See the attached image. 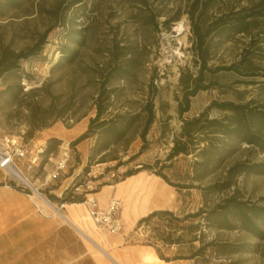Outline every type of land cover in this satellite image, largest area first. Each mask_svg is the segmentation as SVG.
<instances>
[{"label": "rangeland", "instance_id": "obj_1", "mask_svg": "<svg viewBox=\"0 0 264 264\" xmlns=\"http://www.w3.org/2000/svg\"><path fill=\"white\" fill-rule=\"evenodd\" d=\"M73 1L29 0L15 8L0 7V42L10 43L16 50L32 45L42 32L50 29L42 52L21 61L20 78L8 75L0 80V89L5 84L20 81L23 92H26L15 102H9L6 97L0 99V140L5 136H13L28 143L38 140L40 134L37 131L31 137L28 136L27 105L31 102L43 107L53 102L58 110L73 101L67 113L51 121L46 131L48 133H43L44 137L52 134V137L60 140L53 150L56 155L67 149L70 158L61 176L42 188L52 190L61 185L67 176H71L72 179L70 177L63 185L68 183L66 189L71 188L74 194L85 195L89 190L87 186L99 190L102 183H112L106 180L108 172L118 171L122 174L126 169L141 165H149L154 171L161 164L166 165L162 167V172L171 182H180L189 170L192 157L180 155L171 161H166L165 157L172 140L180 131L181 119L177 112L182 95L178 84L180 71L188 69L194 72L197 69L190 23L185 12L190 0H81L79 4L71 5ZM260 1L215 0L208 15L212 17L230 7L237 9ZM179 20H183V29L180 34L174 35L171 30L175 29ZM72 30L81 33L73 34ZM259 31L262 32H259L255 46L250 44V39L258 32L257 29L250 35L240 33L227 41L217 37L209 40L210 65L236 62L248 49L254 52L251 58L257 66L256 75L218 73L214 79L220 87L199 91L191 97L189 110L183 114V118L197 115L212 100H232L236 103L254 100L264 103V94L259 87L260 81L264 82V32ZM71 36H75V39H71ZM63 44L77 49L70 62L59 61V48ZM114 47L130 52L137 61L132 69L133 75L108 83L109 88H114L112 105L108 111L137 112L139 121L100 157L93 151L95 136L79 142L73 148L70 142L86 129L89 119L95 114L93 100L99 91L102 74L110 64L108 50ZM149 98L154 103L155 119L146 134L145 148L141 149L139 131L144 120L142 107ZM71 111H75V115L70 118L67 114ZM221 114L215 107L209 109L210 117ZM72 129L76 132L69 135ZM245 148L242 146L239 153L229 158L224 168L245 158L264 161L263 153L248 152ZM44 160L42 158L34 169L22 170L30 182L38 179L36 184H39L47 177L49 171L42 169ZM219 174L220 171H217L205 183L217 179ZM175 192L173 212L180 218L199 208L210 209L231 194L248 206L264 207V175H241L234 187L211 193L207 198H203L197 189ZM189 221L184 220L179 226H186ZM233 222L234 227L231 229H216L201 221L194 232L201 241L179 246H165L160 239L164 232L170 230L166 219H153L136 228V231L143 244L159 248L166 256L176 253L187 255L201 242L210 240L248 246L247 250L225 254L212 252L209 248L206 257L189 259L190 264H264V238L253 236L241 227L239 221L233 219ZM181 232L186 240L185 230Z\"/></svg>", "mask_w": 264, "mask_h": 264}, {"label": "trees", "instance_id": "obj_2", "mask_svg": "<svg viewBox=\"0 0 264 264\" xmlns=\"http://www.w3.org/2000/svg\"><path fill=\"white\" fill-rule=\"evenodd\" d=\"M25 1L29 0H0V7L15 8ZM80 2L81 0H75L71 2V5L79 4ZM214 2L215 0H190L185 10L190 23L192 50L197 69L194 72L188 69L180 71L178 84L182 95L177 107V112L181 119L180 131L172 140V145L165 160L171 161L180 155L191 156L192 161L189 164V170L186 171V176L180 182L173 183L162 172V167L166 165L161 164L154 171H151V166L149 165H141L136 168L126 169L121 174V178L112 183L141 170H146L161 177L177 192L197 189L203 198H207L211 193L225 191L234 187L237 178L241 175H264V161H255L250 158L236 160L224 168L227 160L239 153L242 146L246 147L245 150L248 152L264 154V103H257L254 100L242 103H236L232 100H212L208 107L197 115L183 118V114L189 110L191 97L199 91L220 87L219 82L214 79L218 73L233 72L239 76L256 75L257 66L251 58L254 52L248 49L236 62L228 65H210L211 48L209 40L217 37L222 41H227L240 33L250 35L253 30L257 29L258 32L252 37L250 36V44L255 46L258 42L257 36L259 32H262L259 30L264 32V29H262V23H264V0L251 6H240L237 9L230 7L210 17L208 11L214 5ZM164 23L167 25V22ZM49 31V28L46 29L32 45L19 50L14 49L10 43L4 44L0 42V80L8 75H15L20 78L21 61L35 57L42 52ZM72 33L79 35L81 32L72 30ZM71 39H75V36H71ZM59 50L61 52L60 62L63 60L72 61L77 53L76 48H72L67 44L60 46ZM108 53L110 55V64L102 74L99 91L93 100L95 114L89 119L86 129L70 142V146L73 148L79 142L95 136L96 143L93 151L100 157L103 155L102 152L119 142L126 132L139 121L137 112L108 111L112 105L114 92V88H109L108 83L113 79H127L133 75L132 69L137 61L133 54L118 50L116 47L109 49ZM250 83L253 82L251 81ZM259 87L262 90L261 93L264 94V82L260 81ZM22 95H26V92H23L20 81L5 84L0 89V99L6 97L9 102L19 100ZM72 104L73 101H70L65 104L66 106L62 105L58 110L55 109L53 102L45 107L37 102L28 104V136L31 137L35 131L48 128L51 121L64 116ZM213 107L222 112L221 116H209V109ZM142 112L144 113V120L139 136L142 139L141 149H144L146 134L155 119L154 103L151 98L145 101ZM74 115L75 111L67 114L70 118ZM59 143V139L50 137L47 139L46 147L42 153L53 152ZM217 171H220L218 178L205 183ZM5 183L22 190L14 182L5 181ZM105 184L109 183H102V185ZM24 191L28 190L24 189ZM41 191L51 201L60 203H81L85 197L84 194H74L71 188L64 190L60 197L49 193L46 189ZM97 191L94 190V192ZM153 219H166L168 221L170 230L164 232L160 237L165 246H179L183 243L192 244L194 241H201L194 234L198 223L201 221H204L208 227L231 229L234 227L233 219H235L240 222L243 229L250 232L253 236L259 239L264 238V207L248 206L238 200L234 194L225 197L210 209L199 208L195 212L185 214L182 218L170 210H153L138 219L136 228L148 224ZM184 220L193 221H189L186 226H179V223ZM194 220H197V222H194ZM184 230L187 236L186 240H184L181 232ZM247 247V244L210 240L205 243L201 242L198 247L187 255L176 253L172 256H166L159 248L154 247V249L161 259L169 261L182 258L193 260L199 257L204 258L209 248L212 252L225 254L247 250Z\"/></svg>", "mask_w": 264, "mask_h": 264}, {"label": "crops", "instance_id": "obj_3", "mask_svg": "<svg viewBox=\"0 0 264 264\" xmlns=\"http://www.w3.org/2000/svg\"><path fill=\"white\" fill-rule=\"evenodd\" d=\"M46 131L47 128L37 131L38 140H32L42 150L52 137V134L44 137ZM59 156L60 153H41L40 161L45 159L42 169L50 172ZM18 164L21 170L25 169ZM70 177L48 192L60 197L68 184L63 183ZM5 181L6 175L0 169V264H190L186 258L161 259L154 247L143 244L139 238L136 231L139 218L153 210L173 211L176 202L175 189L149 171L141 170L102 185L95 192L100 207H105L111 197L122 201L123 228L114 234L97 229L83 202L79 207L63 206L61 213L65 216L52 214L31 189L24 191ZM36 181L30 182V186L46 197L41 191L43 181L39 184ZM37 208L47 215L40 214Z\"/></svg>", "mask_w": 264, "mask_h": 264}, {"label": "built area", "instance_id": "obj_4", "mask_svg": "<svg viewBox=\"0 0 264 264\" xmlns=\"http://www.w3.org/2000/svg\"><path fill=\"white\" fill-rule=\"evenodd\" d=\"M43 152L42 148L37 146L34 142L28 143L18 140L13 136H5L0 140V169L6 175V181L14 182L16 186L24 189H31L39 198L44 200L52 214H61V209L65 203H55L44 197L36 188H32L25 180L16 177V171L22 175L21 168L18 162L25 168L31 170L35 165L39 164L40 154ZM69 152L67 149L60 153L57 161L54 163L49 175L44 178L42 185L46 186L51 180H55L61 176L66 170L69 162ZM121 178V173L118 171L108 172L106 180L114 182ZM84 200L82 201L87 209L89 217L92 219L94 225L101 232L114 234L122 231L123 224L121 220L122 201L117 197H111L105 207H100L94 196L95 192L87 186ZM29 191V190H28ZM37 211L42 215H47L40 208Z\"/></svg>", "mask_w": 264, "mask_h": 264}, {"label": "bare ground", "instance_id": "obj_5", "mask_svg": "<svg viewBox=\"0 0 264 264\" xmlns=\"http://www.w3.org/2000/svg\"><path fill=\"white\" fill-rule=\"evenodd\" d=\"M175 29L178 31V32H181L182 31V29H183V20H179V21H177V25H176V27H175ZM76 132V130L75 129H72L68 134L69 135H71V134H73V133H75ZM62 136L64 137L65 136V134H62ZM16 173V177L17 178H19V179H21V180H25L29 185H30V181L26 178V176L25 175H22L20 172H15ZM73 206H81L79 203H71V204H69V203H65L64 204V207L66 208H70V207H73ZM55 212L57 213V211L55 210ZM57 214H59V213H57ZM59 215H61V216H65V214L64 213H61V214H59Z\"/></svg>", "mask_w": 264, "mask_h": 264}, {"label": "water", "instance_id": "obj_6", "mask_svg": "<svg viewBox=\"0 0 264 264\" xmlns=\"http://www.w3.org/2000/svg\"><path fill=\"white\" fill-rule=\"evenodd\" d=\"M171 33L174 34V35H178V34H180L181 32H178L177 30L172 29V30H171Z\"/></svg>", "mask_w": 264, "mask_h": 264}]
</instances>
